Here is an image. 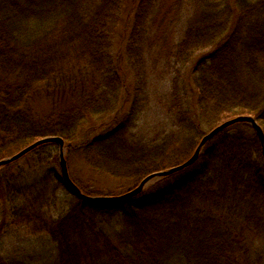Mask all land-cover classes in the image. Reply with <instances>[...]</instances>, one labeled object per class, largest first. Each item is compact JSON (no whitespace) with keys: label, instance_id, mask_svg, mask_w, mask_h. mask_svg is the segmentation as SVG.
Masks as SVG:
<instances>
[{"label":"trees","instance_id":"obj_1","mask_svg":"<svg viewBox=\"0 0 264 264\" xmlns=\"http://www.w3.org/2000/svg\"><path fill=\"white\" fill-rule=\"evenodd\" d=\"M119 28L123 67L114 60ZM161 41L168 70L177 68L163 106L176 129L146 138L132 130ZM46 92L62 104L39 115L33 103ZM239 115L264 131V0H0V160L60 136L68 168L81 159L137 186ZM27 155L34 169L25 172L17 161ZM25 156L0 168V264H34L4 252L23 232L56 245L48 264H264V158L247 122L124 202L75 195L54 142Z\"/></svg>","mask_w":264,"mask_h":264},{"label":"rangeland","instance_id":"obj_2","mask_svg":"<svg viewBox=\"0 0 264 264\" xmlns=\"http://www.w3.org/2000/svg\"><path fill=\"white\" fill-rule=\"evenodd\" d=\"M123 31V28L118 29L114 46L115 63L122 67L124 65L122 50L126 42V37L123 35ZM167 46L164 41L158 42L156 49L159 54L148 57V85L146 86L145 100H143V111L137 120L136 127L132 130L141 137L150 138L159 135L164 131L169 132L176 129V127H174L173 119L175 115L169 110L163 108L165 103L172 102L171 91L173 89V83L171 80L177 69L176 67H173L171 71L168 70L169 66L167 65L169 64V59L167 55L163 54L164 51L167 52ZM125 78L127 79L128 87L126 90L130 92L134 84L133 78L129 73L128 76L125 75ZM40 96L41 97H38L33 103L35 110L39 111V115H44L50 112L55 104H62V100L52 98L47 92ZM188 99L191 102H195L193 98ZM124 105L127 106L128 102H124ZM28 158H30L29 155L19 161L16 160L17 162L22 163L23 166L26 165V167H24L25 172L34 169V166L27 164L29 162ZM69 166L70 173L75 181L79 185H82L86 194L92 196L119 195L135 186V184L129 179H118L111 175L104 174L101 171L91 170L81 159L72 158ZM1 175H3V173H1ZM32 239L33 238L26 236L23 232L20 238H12L9 242L7 240L4 252L10 256L28 258L34 264H48L54 261V258L56 257V245H51L46 242L45 245H42L44 242L31 243L30 240Z\"/></svg>","mask_w":264,"mask_h":264},{"label":"water","instance_id":"obj_3","mask_svg":"<svg viewBox=\"0 0 264 264\" xmlns=\"http://www.w3.org/2000/svg\"><path fill=\"white\" fill-rule=\"evenodd\" d=\"M241 122H247L254 127V129L257 132L258 137L260 139V143H261V147H262V154H263V158H264V131H263V128L261 127V125H259V123L257 122V120L253 116L239 115V116L230 118V119L222 122L218 126L214 127L212 130L207 132L201 138V140H200L198 146L196 147L194 153L185 162H183L179 165H175V166L170 167V168L165 169V170L153 172V173L147 175L137 186H135L134 188H132V189H130V190H128L122 194H119V195L92 196V195L84 193L79 188V186L72 180V178L70 176L67 160L65 157L66 156V144H65V140L60 136H45V137L37 139L36 141H34V142L30 143L29 145L25 146L24 148H22L20 151H18L14 155L7 157V158H4V159H1L0 160V168L3 165L10 164V163L22 158L23 156H25L26 154H28L29 152H31L32 150H34L35 148H37L38 146H40L42 144L54 142L59 147V158H60V168H61L62 179L66 183L68 188L75 195H77L80 199L87 201V202H90V203L124 202V201L131 200V199L137 197L138 195H140L146 189V187H148L156 179H158L162 176H168V175L177 173L179 171H182V170L188 168L192 164H194L198 160L200 153L202 152L205 144L210 139H212L215 135H217L219 132H221L225 128L229 127L230 125H233L235 123H241Z\"/></svg>","mask_w":264,"mask_h":264}]
</instances>
